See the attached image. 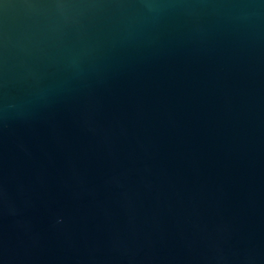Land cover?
I'll return each mask as SVG.
<instances>
[{
	"label": "water",
	"instance_id": "1",
	"mask_svg": "<svg viewBox=\"0 0 264 264\" xmlns=\"http://www.w3.org/2000/svg\"><path fill=\"white\" fill-rule=\"evenodd\" d=\"M0 264H264V0H0Z\"/></svg>",
	"mask_w": 264,
	"mask_h": 264
}]
</instances>
